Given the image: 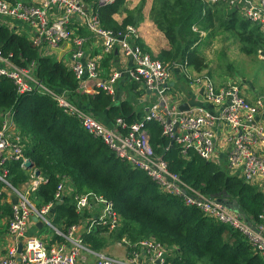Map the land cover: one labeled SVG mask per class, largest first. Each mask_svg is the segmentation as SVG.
I'll return each instance as SVG.
<instances>
[{"label": "built area", "instance_id": "built-area-1", "mask_svg": "<svg viewBox=\"0 0 264 264\" xmlns=\"http://www.w3.org/2000/svg\"><path fill=\"white\" fill-rule=\"evenodd\" d=\"M116 1L0 0V22L26 35L42 55L58 57L69 66L78 83L76 101L82 104L71 99L68 89L58 91L48 87L37 76L36 63L20 66L1 49L0 77L9 78L18 93L48 94L118 158L143 170L163 192L239 230L264 258V214L260 221L249 220L221 199L209 197L187 183L155 150L150 127L156 122L162 135L176 143L184 157L194 153L216 163L220 160L221 134H225L230 173L264 190V124L257 119L264 109V93L247 92L242 82L220 86L207 72L196 71L188 60L164 61L153 56L142 46L139 29L134 25L118 32L106 28L100 8ZM202 1L206 4L226 1L264 32V0ZM193 29L201 36L206 35L197 26ZM65 44L72 45L63 54L61 47ZM116 51L121 57H110L105 67L104 59ZM128 82L135 86V91H142L139 101L129 102L137 110L136 120L119 116L107 124L97 118L90 109L89 97L104 91L115 103H121L127 98L123 89ZM250 94L255 96L254 101ZM200 99L208 105L201 104ZM183 104L188 106L182 108ZM0 124V200L12 206L7 250L0 254V264H170V249L154 237L134 243L123 237L129 245L123 257L93 249L82 232L89 233L100 226L115 229L121 215L112 200L91 191L76 193L74 198L78 211L89 210L95 213L94 217L66 231L57 227L53 222L54 202L38 205L33 198L47 177L41 173L37 176L34 167L30 180L20 187L11 182L10 163L17 160L25 166L32 159L25 153L24 138L14 113H0ZM67 191V179H63L55 200L62 201ZM34 216L54 229L52 238L46 240L29 231Z\"/></svg>", "mask_w": 264, "mask_h": 264}, {"label": "trees", "instance_id": "trees-1", "mask_svg": "<svg viewBox=\"0 0 264 264\" xmlns=\"http://www.w3.org/2000/svg\"><path fill=\"white\" fill-rule=\"evenodd\" d=\"M126 1L117 0L100 8L106 28L118 32L128 25L138 27L144 19L146 0H140L133 8H128ZM119 14H125L121 21L117 18ZM150 19L166 36L169 48L158 54L145 49L164 61L188 60L198 72L208 68L200 49L204 36L193 29L197 26L206 32L205 36L222 32L234 36L240 51L259 57L264 68V58H260L264 51V32L226 1L206 4L202 0H154ZM0 49L20 66L36 63L37 76L48 87L58 91L68 89L71 99L76 101L78 83L69 66L56 57L42 55L26 35L1 22ZM205 72L212 76V71ZM89 99L91 104H87L95 116L107 124L119 116L129 121L137 118V110L127 100L116 104L104 91ZM6 111L14 113L26 155L47 177L33 198L38 205L54 202L56 226L66 231L94 217V212L77 210L76 193L91 191L114 202L121 215L119 226L115 229L100 226L89 233L82 232L93 249L102 251L110 239L127 237L134 243L154 237L170 249V264H264V258L239 230L163 192L143 170L118 158L101 139L88 134L80 121L65 113L48 94L18 93L9 78L0 77V113ZM150 127L151 143L169 162L172 171L205 195L219 198L240 211L247 219L260 221L264 214V190L230 173L224 164L194 153L184 157L178 145L162 135L156 122ZM31 173L32 168L22 166L20 161L10 163L9 178L17 187L29 181ZM63 179H67L68 191L58 201L55 193ZM11 214L10 203L0 200V245L8 233V223L5 226L2 219Z\"/></svg>", "mask_w": 264, "mask_h": 264}, {"label": "rangeland", "instance_id": "rangeland-1", "mask_svg": "<svg viewBox=\"0 0 264 264\" xmlns=\"http://www.w3.org/2000/svg\"><path fill=\"white\" fill-rule=\"evenodd\" d=\"M139 2L140 0H127L126 6L128 8H133L138 5ZM153 2L154 0H146L143 10L144 18H151ZM124 15L125 14H119L117 17L118 19H121ZM200 49L206 56V61L208 63V68H206L205 71H212L213 79L218 85L221 86L227 85L228 83L242 82L245 85L247 92L260 91L264 93V68L261 66L259 57L242 53L239 49L237 39L234 36L231 37L224 32L216 33L211 36H204L200 44ZM134 88L135 86L128 82L123 89L126 92V100L128 102H136L141 98L142 91H135ZM87 100L86 96L85 105L88 102ZM116 104H120V102L117 101ZM225 166L228 168L227 161ZM8 220L9 217H6V225ZM47 230L48 232L54 231L51 227H47ZM44 239L47 240L48 238L44 237ZM4 246H7V242H5ZM128 248L129 245H127L122 239H110L102 251L109 255L123 257L126 255Z\"/></svg>", "mask_w": 264, "mask_h": 264}, {"label": "crops", "instance_id": "crops-1", "mask_svg": "<svg viewBox=\"0 0 264 264\" xmlns=\"http://www.w3.org/2000/svg\"><path fill=\"white\" fill-rule=\"evenodd\" d=\"M118 18V17H117ZM123 18V17H122ZM118 19V20H122ZM138 29H139V34H140V42L144 44V47L149 49L153 54H158L162 49H166L169 48V43L168 40L166 38V36L164 35V33L155 25V23L148 19L147 17L144 18L140 24L138 25ZM72 44H65L64 47H61V53L65 54L66 51H68V49H70ZM110 57H121L120 53H118L117 51L114 52L111 55H108L105 59H104V65L106 67L108 60ZM251 99L254 101L255 100V96H253L252 94H250ZM200 103L207 106L208 104H206L202 99H200ZM104 115V114H103ZM104 118L106 119V116L104 115ZM109 118V117H108ZM258 121L260 123L264 124V109H262L257 117ZM112 120H109V123H111ZM221 142L218 148V156H219V162L220 164H226V151H227V144L228 141L226 139L225 134H221ZM34 168V167H33ZM2 223L5 224L6 226V217H4V219L2 220ZM29 231L31 232H35L37 234H39L42 237H46V238H52L53 237V232H48L47 230V226L40 227L36 224V222H33L30 225ZM4 241L1 243L0 245V254H4L6 252V248L5 247V242H7V234H4Z\"/></svg>", "mask_w": 264, "mask_h": 264}, {"label": "water", "instance_id": "water-1", "mask_svg": "<svg viewBox=\"0 0 264 264\" xmlns=\"http://www.w3.org/2000/svg\"><path fill=\"white\" fill-rule=\"evenodd\" d=\"M261 54H264V51H261ZM187 106H188L187 104H183L182 108H186ZM26 166L29 168H33L34 167L33 161L30 160V161L26 162ZM40 173H41V171L39 169H37L36 175L38 176V175H40ZM33 219L38 226L43 227V225H44L43 222L40 221L37 216H34ZM20 249H21V247H20Z\"/></svg>", "mask_w": 264, "mask_h": 264}]
</instances>
